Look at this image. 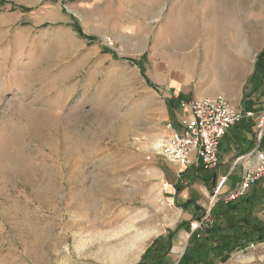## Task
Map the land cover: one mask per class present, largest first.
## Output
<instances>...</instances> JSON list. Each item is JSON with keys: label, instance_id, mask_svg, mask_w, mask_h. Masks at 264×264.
Wrapping results in <instances>:
<instances>
[{"label": "rangeland", "instance_id": "rangeland-1", "mask_svg": "<svg viewBox=\"0 0 264 264\" xmlns=\"http://www.w3.org/2000/svg\"><path fill=\"white\" fill-rule=\"evenodd\" d=\"M263 52L264 0H0V264H110L130 225L137 264L182 217L152 153L167 99L257 111ZM218 264H264V242Z\"/></svg>", "mask_w": 264, "mask_h": 264}, {"label": "built area", "instance_id": "built-area-1", "mask_svg": "<svg viewBox=\"0 0 264 264\" xmlns=\"http://www.w3.org/2000/svg\"><path fill=\"white\" fill-rule=\"evenodd\" d=\"M179 106L186 114L179 118L175 126L167 122L166 135L153 146V154L168 163L181 166L201 165L206 170H215L218 167V148L223 135L242 117H255L256 144L251 152L239 157L253 156L255 164L243 174L237 188L225 199L233 200L243 196L258 181L264 187V101L257 111L236 108L222 95L181 100ZM219 187L220 185L215 188V193L219 191ZM262 215L264 217V206ZM213 222L211 207H207L200 218L190 221L188 238L192 232L209 229Z\"/></svg>", "mask_w": 264, "mask_h": 264}, {"label": "trees", "instance_id": "trees-1", "mask_svg": "<svg viewBox=\"0 0 264 264\" xmlns=\"http://www.w3.org/2000/svg\"><path fill=\"white\" fill-rule=\"evenodd\" d=\"M260 58V64L264 63V52L260 54ZM179 96L180 98L183 97ZM181 100L183 99L170 98L167 99V103L171 106L175 104L174 102L179 104ZM242 109L244 111L250 110L248 106H243ZM262 185V182L258 181L245 196H240L233 201L217 200L211 208L213 225L202 232L191 233L176 264H218V262L225 261L233 251H244L251 244L263 243L264 219L260 220L255 213L256 209L264 203V187L262 188ZM192 201L193 199L188 198L181 207L185 209L192 205L197 210L193 217L189 221L177 223L173 229H168L164 235L155 237L137 264L163 263L165 255L172 246L173 236L180 229L189 232L190 221L200 218L204 213V210H201ZM153 246H159L161 251L150 256V248Z\"/></svg>", "mask_w": 264, "mask_h": 264}, {"label": "crops", "instance_id": "crops-1", "mask_svg": "<svg viewBox=\"0 0 264 264\" xmlns=\"http://www.w3.org/2000/svg\"><path fill=\"white\" fill-rule=\"evenodd\" d=\"M177 110L178 112H176L174 116L172 114L174 125H177L179 118L186 114V111L180 108V106ZM256 133L257 127L255 117H242L239 121L233 124L220 140L218 148V167L215 170H206L201 165L181 166L176 163L165 162L167 164L168 172H165L164 176L170 182L168 187L170 198L174 205L182 212V217L177 223L189 221L193 217V214L197 212L192 205H189L190 207L185 209L181 207L186 203L188 198L193 199L192 202L198 205L201 210L205 211L208 206L204 208V204L201 203L200 200L206 198L208 194L211 196L214 195L213 191L218 185H220L219 191L225 194L223 197H218L217 200L220 199L224 202L230 201L225 199L226 196L237 188L243 174L255 164L253 156L239 157L244 156L253 150L256 144ZM222 178H224V180ZM213 205L214 203L209 204V207L212 208ZM263 206L264 203L262 206L258 207L260 214H262ZM181 230L183 229H180L179 231ZM176 234L173 236L172 242ZM162 235H164V233L158 236ZM157 251H161L159 246L151 247L149 252L150 256H154ZM183 251L184 248L180 254L173 253L175 250L173 251L171 246L169 252L164 257L162 264H176Z\"/></svg>", "mask_w": 264, "mask_h": 264}, {"label": "bare ground", "instance_id": "bare-ground-1", "mask_svg": "<svg viewBox=\"0 0 264 264\" xmlns=\"http://www.w3.org/2000/svg\"><path fill=\"white\" fill-rule=\"evenodd\" d=\"M104 189L105 185L102 181H99L97 184V193L101 194L102 190ZM115 221H117L116 216L108 220L110 224H114ZM148 234V229H139L134 225H130L123 234L121 242L109 244L104 248H100L101 253L107 254L109 256L108 262L110 264H131Z\"/></svg>", "mask_w": 264, "mask_h": 264}, {"label": "water", "instance_id": "water-1", "mask_svg": "<svg viewBox=\"0 0 264 264\" xmlns=\"http://www.w3.org/2000/svg\"><path fill=\"white\" fill-rule=\"evenodd\" d=\"M183 248H185V246Z\"/></svg>", "mask_w": 264, "mask_h": 264}]
</instances>
